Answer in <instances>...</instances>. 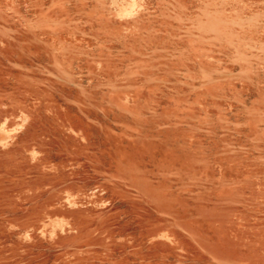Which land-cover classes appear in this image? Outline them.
<instances>
[{"label":"rangeland","instance_id":"rangeland-1","mask_svg":"<svg viewBox=\"0 0 264 264\" xmlns=\"http://www.w3.org/2000/svg\"><path fill=\"white\" fill-rule=\"evenodd\" d=\"M0 264H264V0H0Z\"/></svg>","mask_w":264,"mask_h":264}]
</instances>
